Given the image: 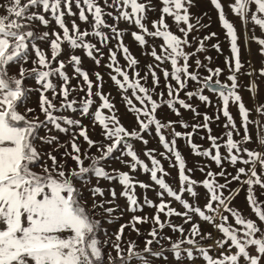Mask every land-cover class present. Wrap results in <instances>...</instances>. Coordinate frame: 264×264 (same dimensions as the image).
Returning a JSON list of instances; mask_svg holds the SVG:
<instances>
[{
	"label": "snow or ice",
	"instance_id": "obj_1",
	"mask_svg": "<svg viewBox=\"0 0 264 264\" xmlns=\"http://www.w3.org/2000/svg\"><path fill=\"white\" fill-rule=\"evenodd\" d=\"M210 3L229 41L231 56L225 65L230 83L219 79L225 72L219 67L207 68L208 75L201 77L197 69L207 66L199 58L193 60L196 53L205 50V41L217 35L215 32L199 40L194 37L196 47L188 51L193 44L189 34L207 27L199 17L192 23L189 10L194 0L0 3V264H156L153 258L167 261L165 251L174 256L170 264H198V259L199 264H264V200L258 199L255 191L257 186L264 190V101L252 109L246 106L241 88L251 96L258 83L252 80L241 85L238 76L252 77L257 70L249 66V71H242L245 65L235 24L227 18L221 0ZM227 7L245 28L252 24L264 33V0H230ZM121 23L126 27L121 28ZM81 24L86 27L82 29ZM126 36L142 49V55L152 58L144 75L139 59L125 43ZM149 37L162 39L150 45ZM248 39L259 45V54L264 57V38L253 31ZM211 47L221 51L219 43ZM85 57L97 68L108 69L107 76L125 106L123 116L131 114L134 127H125L121 122L112 93L104 91V75L86 70L82 66ZM165 64L169 67H163ZM158 71L164 78L160 91ZM258 76L264 78V66ZM149 78L151 85L146 86ZM188 81L198 84L196 91L185 92L188 100L198 96L201 102L210 103L205 90L218 96V111L226 118L222 136L211 134L213 117L207 113L202 123L189 125L180 118L181 109L200 116L191 103L180 97ZM33 95L37 96L35 106ZM230 104L237 108L239 127ZM165 106L179 119L158 118V110ZM67 113H78L80 118ZM85 117L93 131L99 128L100 139L89 136V125L83 123ZM215 119L219 120V115ZM177 125L191 127L192 131H177ZM201 128L208 130V148L192 140ZM53 132L70 139L61 143ZM152 133L164 149L159 155L172 161L171 166L178 171V189L166 182L170 173L157 158V149L142 150L150 161L146 163L129 142L131 139L147 146L146 136ZM81 138L82 142H78ZM178 138L187 141L193 155L208 157L219 171L202 167L198 170L205 178L193 179L190 173L194 169L187 167L177 148ZM113 158L128 170L110 167L107 162ZM225 163L234 167L235 174L227 171ZM238 164L242 166L236 167ZM137 172L147 175L150 183L137 179ZM93 177L95 185L91 183ZM101 180L120 186L119 196L126 201L121 215L124 211L143 212L145 206L155 209L154 214L132 215L127 223L120 224L113 238L101 219L102 213L110 217L119 208L115 205L117 191L109 187L107 194L111 198L98 199L106 194ZM233 182L240 187L232 189ZM245 185V199L255 218L245 217L231 206ZM198 186L206 191L199 193ZM137 187L156 190L159 202L147 195L141 202ZM201 196L202 205L198 202ZM173 202L182 210L173 207ZM172 217L181 218L182 223H173ZM201 221L212 225L219 236L202 231ZM107 222L111 224L113 219ZM149 222L152 226L147 235L151 238L144 240L142 248L133 240L122 245L125 228L130 227L139 236L141 229L137 225ZM166 227L178 237L173 239L165 233ZM206 240L212 243H200ZM162 241L169 244L168 249ZM154 244H159L160 249L153 250Z\"/></svg>",
	"mask_w": 264,
	"mask_h": 264
},
{
	"label": "rangeland",
	"instance_id": "obj_2",
	"mask_svg": "<svg viewBox=\"0 0 264 264\" xmlns=\"http://www.w3.org/2000/svg\"><path fill=\"white\" fill-rule=\"evenodd\" d=\"M221 2H222V4L225 5V13H226L227 18L235 24V27H236L237 32H238V36H239L238 43L241 46V60H242V63H244V65H245V67L242 71L243 72L249 71L250 70L249 66H251V68H254L257 70L256 74H254L252 77H248L246 75H239L238 76V81L241 85H248L252 80H256L258 83V88H257L256 92L253 93L251 96H250L249 92L247 90H245L244 88H241V90H240L246 106L248 108L252 109V108H255L259 102L264 101V78H260L258 76V70L262 66H264V57H262L259 54V45L257 43H255L254 41H250L248 39V37L253 35V31H254V34L256 36L264 38V33H262L258 27L254 28V26L252 24H248L247 27L245 28L240 23L238 18H236L234 15H232L230 10L228 9L227 5H228V3H230V0H221ZM0 3L6 4L7 0H0ZM73 11L77 12V14H78V9L75 8V5H73ZM189 11L192 13V23H195L196 18L199 17L201 24L207 25V27L200 28L199 31L194 30L193 32H191L189 34V40L190 41H193L194 37L196 38V40L202 39L204 36L209 35L210 33H213V32H215L217 34L211 40L205 41V50L202 53H196V56L193 57V60L196 58H199L202 61V63L207 66V67H201V68L197 69V71L201 74V77H203L205 75H208L207 68H213V69L217 68V67L223 68V69H225V72L219 77V79L222 82H228L227 81V68L225 65V60L231 56V51H230L229 41L226 39L225 34H224V30L221 27V24L219 22L217 11L211 5L210 0H194V6L192 8H190ZM0 14H2V10H0ZM150 16H152V18H155L154 14L150 13ZM67 19H71V18H67ZM77 22L80 23L79 21H77ZM111 22L112 21L109 20V23H111ZM168 23L172 24V21L170 18L168 19ZM84 27H86V25L81 24V28L83 29ZM120 27L124 28V27H126V25L121 23ZM173 31H175L174 27H173ZM147 39L149 41V44L151 45V44H159L161 42L162 38L153 40V38L149 37ZM125 43L129 44L131 52L133 53V55L137 59H139V61H140L139 69L141 71V75H144V72L147 70L146 65L148 63L152 62V58L149 56H146V55H142V49L139 46L132 43L130 36L125 37ZM215 43L220 44L221 51L218 52L216 49L211 47V45L215 44ZM195 47H196V42L193 41L192 47L189 48L188 51H193L195 49ZM105 51H107V50L105 49ZM77 54H81V53L78 51ZM205 57H211V60H207V59H205ZM118 59H120L121 65H123L125 63L124 60L119 56V54H118ZM102 64H103V61H102ZM82 66L86 70H88L90 73L94 72V71H99L101 74L104 75V79H105L104 91L112 93V99L116 102V106L119 109L118 114L122 115V121L121 122L125 125V127H134L135 126L134 125V117L131 114L123 116V114L125 113V106L122 103L115 86L111 83V81L109 80V78L107 76L108 69H106L104 67L97 68L95 66L94 62H92L91 60H88L86 57L84 58V63ZM163 67L168 68L169 65L165 64V65H163ZM69 73H71L70 68H69ZM157 74L160 77V88L157 89V91H160V90H163L164 78H163L162 72L158 71ZM72 83L75 84V81L73 80ZM228 83H230V82H228ZM173 84H175L174 81H173ZM150 85H151V78H149L146 86H150ZM197 89H198V84L196 82L188 81V84H187L185 90L180 93V97L186 99L188 103H191L193 105V107L197 110V112L200 113V116H194L191 111H186V110L181 109L182 117H180V118H182L184 121L189 123V125H191L193 123H202L203 122V115L205 113H207L210 117H213V119L211 120V122L209 124V128L211 129V134L214 136H222L224 134V132L226 131V129L224 128L226 118H224L222 113L218 111V109L221 107V102H220L218 96L216 94L208 91V90H205L204 94L209 96L210 103L205 104V103L201 102L198 99V96H194L191 100H188L187 97L185 96V92L196 91ZM94 91H95V89H94ZM165 92H166V90H165ZM73 95L75 96L76 94L73 93ZM80 95H83V94L81 93ZM36 102H37V96L33 95L32 106H35ZM93 107H95V105ZM229 110L232 113L234 119H236L237 126L239 127L240 119L237 115V108L230 104ZM67 114L72 116L73 118H80L78 113H75V114L74 113H67ZM218 115L220 117L219 120L215 119V117ZM250 115L254 116L255 114L253 113ZM157 116H158V118H160L164 121L179 119L166 106L162 107L161 109L158 110ZM40 118L43 119V116H41ZM83 123L85 125H89V129H90L89 130V136L92 139H100V137L97 135V133L99 132V128H96L93 131L91 129L89 118H87V117L83 118ZM253 127H254V125H253ZM176 130L182 131V132L183 131H189V132L192 131L191 127H189L188 129H183L178 125L176 126ZM241 132H242V129H241ZM53 134L59 136L61 143H65L68 139H70V136H66L63 133L53 132ZM207 135H208V130L201 128L195 132V134L192 137V140L194 143H196L198 145H202L204 148H208L209 147V141L206 139ZM146 138L149 139V144L147 146L142 145L140 142L132 141L131 139L129 140V142L133 143V146H134L135 150L137 151L138 155H140L141 159H144L146 163H150V161H148L147 158L143 156L142 150L145 147L157 149V153H156L157 158L161 160V163L164 166V168L170 173V175L165 178L166 182H168L171 186H173L174 189H178V186H179L178 171L176 168L171 166L172 161L166 160V159H164V157L159 155V153L164 151V149L158 143V138L155 137L154 133H152L151 136H146ZM234 138H238V137H235V134H234ZM225 139H226V137H225ZM78 142H82V138ZM69 148H70V145H69ZM177 148L181 152L182 156L185 158L187 167L194 169V171L192 173H190V175L192 176L193 179H195L197 181H202L205 178L204 173H201L198 170L199 168H202V167L205 168L206 171L209 169L213 170V171H219V169L216 167L215 163L212 162L208 157L193 155L187 141L184 140L183 138L177 139ZM49 150H51V149H49ZM63 150L64 149H61L60 151L63 152ZM91 151L95 152V149H92ZM224 151L225 150L222 148L221 149L222 154L224 153ZM118 155H119V153L114 154V156H118ZM70 163H71V161H70ZM107 163L112 168H120L121 170H124V171L128 170L127 168H124L114 158L110 159ZM240 166H242V165H240V164L236 165V167H240ZM225 167H226L227 171L235 174L234 167L227 165V163H225ZM135 176L139 180H143L146 183H150L148 176L141 173V172L135 173ZM220 182H223V180L221 179ZM91 183L93 185H95L97 183V181L94 177L92 178ZM99 183H100L101 187H104L106 189L105 197H99L98 199H100V200H103L105 198H107V199L111 198L107 194V189L109 187H115L116 191H117V199L115 201V205H119V208L117 209V211L112 213V215L110 217L108 216V214L102 213V215L104 216V219H101V223H102L103 227L107 230L109 235L113 236V238H114V233L116 231H118L120 224L127 223L130 220L132 215H139V216L148 215L149 217H151L154 214L155 209L148 208L145 206L143 209V212H137V213L133 214V213L124 211L123 214L121 215L122 210L126 207V201L124 200V198L119 196V193L121 191L120 186L118 184H116V182H112V184L110 185L107 181H104V180H101ZM238 187H240V186L236 182H233L231 185L232 189H236ZM246 187L247 186L245 185L244 188L240 190L239 195L236 196L235 199L232 201L231 206L235 207L236 209H239L245 217L255 218L253 213L251 212L250 208L248 207L246 199H245ZM196 190L201 194L206 191L205 189H203L202 186H198ZM255 191H256L258 199L264 200V194H262V193H264V190L260 189L257 186ZM136 193H137V196L140 197L141 202H142V198L144 195H147L148 198L152 199L156 203L159 202L157 195H156V190H154V189H148L147 191H145V190L137 187ZM165 199H168V197L166 196ZM198 202L201 205L204 203L202 196L198 198ZM115 205H106V207L107 206H115ZM173 207H176L178 210H182L181 206L177 202H173ZM98 211L102 212V210H98ZM97 218H100V216L98 215ZM108 219H113V222L111 224H109L107 222ZM161 219L162 220L164 219L163 214H161ZM231 220H232V218L230 217V222H231ZM172 221L175 224H181L182 223L181 218H177V217H172ZM151 226H152L151 222H149L147 224H138L137 227L141 229V234L139 236L136 234V232L132 231L130 227L125 228L124 236L122 239V245L126 246V244L129 240H133V241L137 242V244L140 248H142L144 240L151 238L147 235ZM185 227L187 228L188 225H185ZM201 229L204 232H211L213 237L219 236V233L213 228L212 225H209L207 222L201 221ZM164 232L167 233L168 235L173 236V239H176L179 235V234L172 233L171 230L168 229L167 227L164 229ZM100 235H101V238H103V232H101ZM162 243H163V246L165 249L169 248L168 243L163 242V241H162ZM200 243L203 245H207V244H211L212 241L206 240V241H201ZM159 249H160L159 244L153 245V250H159ZM108 250L111 251L110 248ZM113 255H115L114 251H113ZM165 256L167 257V261H165L164 258H153V259L155 260L156 264H170V262L174 259V256L172 254H170L168 251H165ZM198 264H199V259H198Z\"/></svg>",
	"mask_w": 264,
	"mask_h": 264
}]
</instances>
